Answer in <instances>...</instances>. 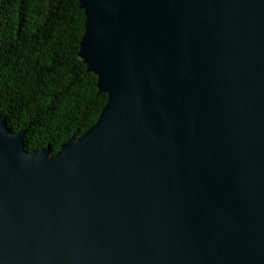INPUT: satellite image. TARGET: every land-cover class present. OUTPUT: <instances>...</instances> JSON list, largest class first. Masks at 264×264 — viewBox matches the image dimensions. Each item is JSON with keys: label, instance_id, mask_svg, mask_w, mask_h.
<instances>
[{"label": "water", "instance_id": "95a60500", "mask_svg": "<svg viewBox=\"0 0 264 264\" xmlns=\"http://www.w3.org/2000/svg\"><path fill=\"white\" fill-rule=\"evenodd\" d=\"M107 102L52 154L0 117V264H264V0H79Z\"/></svg>", "mask_w": 264, "mask_h": 264}, {"label": "trees", "instance_id": "16d2710c", "mask_svg": "<svg viewBox=\"0 0 264 264\" xmlns=\"http://www.w3.org/2000/svg\"><path fill=\"white\" fill-rule=\"evenodd\" d=\"M79 6V0H0V32L3 25L9 30L2 33L0 117L26 132L28 151L56 153L89 130L107 102L79 57L86 20Z\"/></svg>", "mask_w": 264, "mask_h": 264}, {"label": "rangeland", "instance_id": "374dc122", "mask_svg": "<svg viewBox=\"0 0 264 264\" xmlns=\"http://www.w3.org/2000/svg\"><path fill=\"white\" fill-rule=\"evenodd\" d=\"M79 4H80V1H79ZM84 11V10H83ZM84 13H85V11H84ZM85 17H86V15H85ZM1 27V26H0ZM2 27H4L5 29L4 30H2L1 32H0V54L2 53L3 54V51H4V49H6L7 47L5 46V43H4V40L6 39L5 37H3L2 36V33H5V34H7V33H9L8 31V25L6 26V25H3ZM86 30V29H85ZM20 32H23V30L22 31H20ZM24 33H27V32H24ZM85 33V32H84ZM82 40V39H81ZM54 54H56V52H54ZM0 56H2V55H0ZM82 60V59H81ZM2 67H1V62H0V69H1ZM95 75V74H94ZM97 76V75H96ZM97 81H98V77H97ZM2 118V117H1ZM99 119V118H98ZM7 121V120H6ZM98 121V120H97ZM8 123V122H7ZM9 126V125H8ZM28 150V149H27Z\"/></svg>", "mask_w": 264, "mask_h": 264}, {"label": "bare ground", "instance_id": "6f19581e", "mask_svg": "<svg viewBox=\"0 0 264 264\" xmlns=\"http://www.w3.org/2000/svg\"><path fill=\"white\" fill-rule=\"evenodd\" d=\"M28 3V2H27ZM31 5V4H30ZM39 108V107H38ZM55 110V109H54ZM42 112V111H41ZM101 115V114H100ZM3 116V115H2ZM69 118V117H68ZM61 120V119H60ZM59 125V124H58ZM31 126V125H30ZM53 126V125H52ZM17 130V129H16ZM32 131V130H31ZM17 132V131H16ZM53 132V131H52ZM66 133V132H65ZM35 134V133H34ZM72 134V133H71ZM34 137V136H33ZM25 138H26V132H25ZM26 140V139H25ZM32 140V139H31ZM42 145V144H41ZM43 149V148H42ZM41 150V149H40ZM52 151V150H51ZM54 154V153H53Z\"/></svg>", "mask_w": 264, "mask_h": 264}]
</instances>
